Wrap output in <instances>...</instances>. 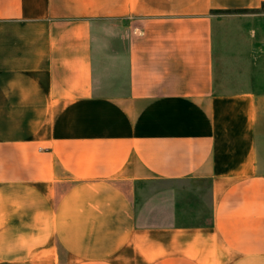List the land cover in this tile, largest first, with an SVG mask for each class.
I'll return each mask as SVG.
<instances>
[{"label": "crops", "instance_id": "1", "mask_svg": "<svg viewBox=\"0 0 264 264\" xmlns=\"http://www.w3.org/2000/svg\"><path fill=\"white\" fill-rule=\"evenodd\" d=\"M264 0H0V264H264ZM204 179L209 214L136 202Z\"/></svg>", "mask_w": 264, "mask_h": 264}, {"label": "rangeland", "instance_id": "2", "mask_svg": "<svg viewBox=\"0 0 264 264\" xmlns=\"http://www.w3.org/2000/svg\"><path fill=\"white\" fill-rule=\"evenodd\" d=\"M256 134L262 142L259 152V171L264 172V99L256 102ZM136 202L149 210L152 204H164L174 208L177 223L199 224L207 221L209 214L208 182L204 179L186 178L161 180L156 178L138 182ZM168 202V203H167Z\"/></svg>", "mask_w": 264, "mask_h": 264}, {"label": "built area", "instance_id": "3", "mask_svg": "<svg viewBox=\"0 0 264 264\" xmlns=\"http://www.w3.org/2000/svg\"><path fill=\"white\" fill-rule=\"evenodd\" d=\"M261 10L264 11V5L261 6Z\"/></svg>", "mask_w": 264, "mask_h": 264}]
</instances>
